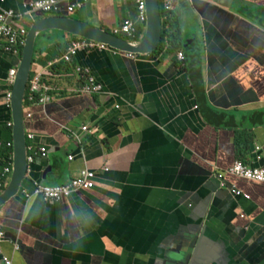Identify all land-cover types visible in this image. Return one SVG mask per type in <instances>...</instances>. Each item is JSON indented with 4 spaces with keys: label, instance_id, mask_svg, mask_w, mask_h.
Listing matches in <instances>:
<instances>
[{
    "label": "crops",
    "instance_id": "0c3cea01",
    "mask_svg": "<svg viewBox=\"0 0 264 264\" xmlns=\"http://www.w3.org/2000/svg\"><path fill=\"white\" fill-rule=\"evenodd\" d=\"M36 1L0 0V12L16 13L14 29L27 31L14 42L0 36V181L11 169L0 195L14 171L13 89L33 24L70 15L133 44L146 32L135 0H57L52 12H31ZM71 3H79L73 13ZM158 4L162 41L133 58L92 40L107 48L66 62L80 36L38 34L23 103L34 160L0 211V264H264V182L228 171L236 159L264 164V0H172L169 14ZM126 20L136 24L134 39L114 33ZM77 65L99 93L82 91ZM42 94L50 100L40 103ZM84 168L96 172L94 188L61 202L33 196Z\"/></svg>",
    "mask_w": 264,
    "mask_h": 264
},
{
    "label": "built area",
    "instance_id": "2783aa9c",
    "mask_svg": "<svg viewBox=\"0 0 264 264\" xmlns=\"http://www.w3.org/2000/svg\"><path fill=\"white\" fill-rule=\"evenodd\" d=\"M136 2V10H137V19L140 21L146 20V0H135ZM162 8L164 12L170 13L172 11V0H161ZM60 1L57 0H43L32 2L29 7L31 12L43 11V12H52L55 9H58ZM79 3L69 4L67 7V11L69 13H73ZM15 11L13 10H4L0 12V36H9L10 41L14 42L16 36L25 35L27 31L24 29L16 30L11 25L10 20L15 17ZM122 31L127 35L129 39H134L137 35V27L134 21L126 20L121 26L120 29H115L114 33H118ZM98 46L101 49H106L107 47L104 44H96L92 40L85 38H76L72 40L70 45L67 47L66 51L62 55L61 59L66 62H71L81 50L92 48ZM125 55L129 57H135V55L131 53H126ZM177 57L179 60H184V52L179 50L177 53ZM76 71L78 73L85 74V83L82 86V91L86 93H99L102 90L101 85L95 80V78L89 74L88 70L85 67L76 66ZM17 74L16 69L10 70L11 81L14 82L15 75ZM44 89H47L46 87ZM31 91L35 94H41L43 92L42 79L41 75L36 76L31 83ZM8 106H10V101L12 94L8 93ZM50 97L43 95L40 98V103L49 101ZM9 125H13L12 122H9ZM87 127L83 126L82 130H86ZM32 137V136H30ZM255 153L259 154V148L255 149ZM43 156L47 155L46 150H42L41 153ZM259 156V155H257ZM70 159L73 158L72 155L69 156ZM33 156H28V161H33ZM107 170V168H105ZM228 171L231 175L243 178L246 180L264 182V164L263 165H254L250 163H246L241 159H236L233 164L228 168ZM11 174V169L7 168L4 173L1 174L0 188L3 189V181L7 178V176ZM96 180V172L92 169L84 168L79 174L69 179L64 185L59 186H39L33 192V196L41 197L47 202H61L62 200L68 199L71 195L77 194L79 192L87 191L95 186ZM235 195H244L246 198H249L247 194L242 193L240 190L234 189ZM25 195L28 197V193L25 192ZM34 196V197H35ZM6 240V232L4 228L0 225V244H2ZM6 264H12V262L6 258Z\"/></svg>",
    "mask_w": 264,
    "mask_h": 264
},
{
    "label": "water",
    "instance_id": "95a60500",
    "mask_svg": "<svg viewBox=\"0 0 264 264\" xmlns=\"http://www.w3.org/2000/svg\"><path fill=\"white\" fill-rule=\"evenodd\" d=\"M69 16L51 15L41 18L37 20L29 30L26 46L24 48V56L19 66L13 89L12 111L15 130L14 171L9 186L0 195V211L10 200L19 195L21 186L29 170L28 142L25 130L23 103L30 81L33 54L38 34L51 29H61L72 35L106 43L112 48L131 52L132 54L149 53L158 46L162 37L161 12L158 0H146V32L142 40L134 44Z\"/></svg>",
    "mask_w": 264,
    "mask_h": 264
},
{
    "label": "trees",
    "instance_id": "16d2710c",
    "mask_svg": "<svg viewBox=\"0 0 264 264\" xmlns=\"http://www.w3.org/2000/svg\"><path fill=\"white\" fill-rule=\"evenodd\" d=\"M166 34L169 35V34H170L169 31H167ZM172 34H173V33H172ZM161 41H162V40H161ZM65 51H66V50H65ZM29 92H30V91H28V93H29ZM197 92H198V97H201V95H202L203 93L200 92L199 88L197 89Z\"/></svg>",
    "mask_w": 264,
    "mask_h": 264
},
{
    "label": "rangeland",
    "instance_id": "374dc122",
    "mask_svg": "<svg viewBox=\"0 0 264 264\" xmlns=\"http://www.w3.org/2000/svg\"><path fill=\"white\" fill-rule=\"evenodd\" d=\"M142 24V23H141Z\"/></svg>",
    "mask_w": 264,
    "mask_h": 264
}]
</instances>
